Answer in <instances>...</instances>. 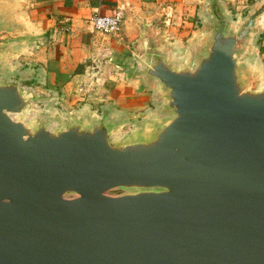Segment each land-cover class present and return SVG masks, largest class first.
<instances>
[{"label": "water", "instance_id": "water-1", "mask_svg": "<svg viewBox=\"0 0 264 264\" xmlns=\"http://www.w3.org/2000/svg\"><path fill=\"white\" fill-rule=\"evenodd\" d=\"M24 5L0 0V264H264V0H205L181 53L147 26L140 121L36 93Z\"/></svg>", "mask_w": 264, "mask_h": 264}, {"label": "crops", "instance_id": "crops-1", "mask_svg": "<svg viewBox=\"0 0 264 264\" xmlns=\"http://www.w3.org/2000/svg\"><path fill=\"white\" fill-rule=\"evenodd\" d=\"M28 25L42 38L33 48L30 82L38 94L56 93L57 110H87L99 114L111 108L115 115L140 121L155 108L153 92L130 77L135 65L134 44L145 28L157 24L163 42L181 53L200 36V7L205 0H23ZM241 19L257 0H222ZM119 13L120 30L103 36L93 30L94 15ZM32 48V49H33ZM31 49V50H32ZM264 69V32L251 60ZM130 129L128 125L123 133Z\"/></svg>", "mask_w": 264, "mask_h": 264}, {"label": "built area", "instance_id": "built-area-1", "mask_svg": "<svg viewBox=\"0 0 264 264\" xmlns=\"http://www.w3.org/2000/svg\"><path fill=\"white\" fill-rule=\"evenodd\" d=\"M90 24L93 30L103 36L117 34L120 30L121 16L119 13H114L107 16L94 14L90 19Z\"/></svg>", "mask_w": 264, "mask_h": 264}, {"label": "rangeland", "instance_id": "rangeland-1", "mask_svg": "<svg viewBox=\"0 0 264 264\" xmlns=\"http://www.w3.org/2000/svg\"><path fill=\"white\" fill-rule=\"evenodd\" d=\"M38 51H39L38 49L33 48L26 55L20 56L18 58V60H17V63L19 65V67L20 68L21 67L23 68V66H24L25 63H30V64L32 63V64H34L35 62H32V59L36 60L35 53H37ZM24 84L25 85H29V83H24ZM121 193H122V191H114L111 194L112 195H119Z\"/></svg>", "mask_w": 264, "mask_h": 264}]
</instances>
